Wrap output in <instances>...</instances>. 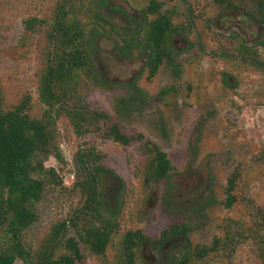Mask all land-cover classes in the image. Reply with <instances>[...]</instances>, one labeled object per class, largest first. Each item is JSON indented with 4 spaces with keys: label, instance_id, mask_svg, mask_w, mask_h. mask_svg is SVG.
<instances>
[{
    "label": "rangeland",
    "instance_id": "rangeland-1",
    "mask_svg": "<svg viewBox=\"0 0 264 264\" xmlns=\"http://www.w3.org/2000/svg\"><path fill=\"white\" fill-rule=\"evenodd\" d=\"M158 1L174 21L188 23V31L186 38L178 37L179 73L163 61L148 78L140 34L129 29L130 17L139 16L149 0H84L83 18L99 32L93 39L95 63L110 84L82 77L78 92L126 134L141 138L125 145L92 133L82 137L96 146L102 165L118 177H105L107 202L117 209V229L103 254L82 247V258L73 264H125L121 239L126 230L141 229L157 237L172 223H184L186 236L160 253L138 250L137 264H264L251 237L242 238L253 222L264 223V68L221 52L214 34L228 35L233 19L218 21L213 0ZM51 2L0 0V103L5 109L27 98L30 114L41 111L35 75L39 37L25 29L24 19L42 14ZM241 25L245 39L256 44L264 59L256 25ZM134 76L131 90L114 83L124 84ZM80 142L61 118L56 143L63 160L49 156L43 163L55 170L56 178L48 172L42 175L43 196L35 203L38 218L23 232L25 245L35 246L53 222L81 205L82 197L72 187L73 155ZM151 143L165 151L174 166L168 180L145 178ZM234 170L241 174L233 190L237 199L228 205L227 178ZM261 233L264 237V228ZM215 237L229 240L206 256L195 252L196 246H209ZM7 241L3 230L0 250Z\"/></svg>",
    "mask_w": 264,
    "mask_h": 264
},
{
    "label": "trees",
    "instance_id": "trees-1",
    "mask_svg": "<svg viewBox=\"0 0 264 264\" xmlns=\"http://www.w3.org/2000/svg\"><path fill=\"white\" fill-rule=\"evenodd\" d=\"M213 2L219 9L218 21L233 19L228 35L214 34L221 52H231L242 61L264 68V59L256 44L245 39L241 25L244 22L256 25L259 45H264V0ZM161 8V1L149 0L139 16L130 17L132 27L129 31L140 34L138 41L145 56L148 78L155 75L163 61L171 65L175 74L179 73L176 61L178 37H187L188 23L174 21L172 14ZM84 9V0H52L42 14L24 19L25 29L39 37L36 42L39 65L35 75L36 98L41 111L30 114L27 98L8 109L0 103V234L4 230L8 237L7 246L0 250V264H16V260L21 264H73L82 258V247L96 255L103 254L117 229V209L107 202L105 177H118L102 165L96 146L82 137L92 133L126 145L134 138L140 139L141 134H126L117 122H110L106 111L90 106L78 92L82 77L91 81L99 78L102 84H110L96 66L97 47L93 39L99 33L98 27H88L83 18ZM226 76L223 74L224 80ZM136 77L124 84L117 80L114 83L131 90L135 87ZM133 93L137 98L136 91ZM61 118L81 139L73 155L75 179L72 187L80 193L82 203L69 216L53 222L35 246H27L22 236L38 218L35 203L43 196L45 181L42 175L48 172L52 179L56 178L55 170L44 168L43 163L49 156L63 160L56 143L57 123ZM149 151V174L145 178L153 182L168 180L174 166L166 152L154 143L149 146ZM240 175L234 170L227 178L228 205L237 199L233 190ZM263 228L264 223L253 222L248 234H243L242 238L251 237L264 262ZM188 230L184 223L170 224L157 237H151L141 229L126 230L121 239L125 264H137L140 249L158 253L166 250L175 239L186 236ZM71 232L74 235L70 236ZM228 240V237H215L209 246H196L195 252L206 256L218 247L223 248ZM63 248L65 252L57 254Z\"/></svg>",
    "mask_w": 264,
    "mask_h": 264
}]
</instances>
